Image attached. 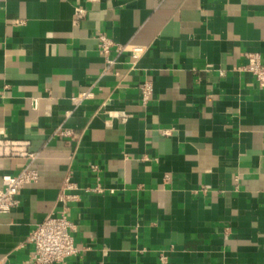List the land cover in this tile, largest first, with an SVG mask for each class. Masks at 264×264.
Masks as SVG:
<instances>
[{
  "label": "crops",
  "instance_id": "1",
  "mask_svg": "<svg viewBox=\"0 0 264 264\" xmlns=\"http://www.w3.org/2000/svg\"><path fill=\"white\" fill-rule=\"evenodd\" d=\"M98 33L145 46L136 68L112 52L103 73ZM248 52L264 61V0H0V176L28 163L5 139L39 174L0 215V264H31L67 176L77 253L55 264H264V89L233 71Z\"/></svg>",
  "mask_w": 264,
  "mask_h": 264
},
{
  "label": "built area",
  "instance_id": "2",
  "mask_svg": "<svg viewBox=\"0 0 264 264\" xmlns=\"http://www.w3.org/2000/svg\"><path fill=\"white\" fill-rule=\"evenodd\" d=\"M85 16V11L81 8L74 10V23H77ZM16 22V25H21ZM97 51L104 62L103 73L109 71L115 66V59L110 57L113 52L116 56L128 55L130 59V69L134 70L137 63L146 52L145 46L117 43L104 35L98 33ZM245 64L243 66L234 67L233 71L243 72L251 76L257 86L264 89V61L258 53H244ZM223 72H220L222 75ZM118 77V73H114ZM140 100L143 105L151 100L153 94L152 84L148 80H144L138 87ZM91 90L85 91L72 98L74 106H79L84 101L91 99ZM37 106L36 99L32 100V107ZM70 113H66L67 118ZM125 115L122 116L124 120ZM52 137L60 139H74V133L71 130L58 127L52 132ZM18 142L5 139L2 143L3 147L8 149L10 155L24 157L28 159V163L17 174H3L0 176V215L11 212L19 206V196L21 191L30 185H34L39 180V174L32 163L37 159V153H27L24 149H20ZM90 170L97 172V167L91 165ZM68 191H78V187L71 181L69 176L65 177L63 186L60 189L58 202L61 209L57 213L49 214L31 231L27 238V242L32 245V254L30 255L31 264H55L61 263L65 259L74 256L77 253L73 238L71 236L72 224L68 219L67 203L75 200V195L67 194ZM84 192L101 194L104 189L99 183L94 187L84 189ZM163 260V258H162Z\"/></svg>",
  "mask_w": 264,
  "mask_h": 264
}]
</instances>
